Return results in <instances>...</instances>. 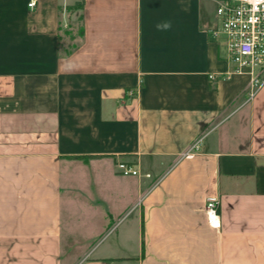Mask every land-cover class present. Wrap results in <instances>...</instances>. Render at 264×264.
<instances>
[{"label": "crops", "instance_id": "crops-1", "mask_svg": "<svg viewBox=\"0 0 264 264\" xmlns=\"http://www.w3.org/2000/svg\"><path fill=\"white\" fill-rule=\"evenodd\" d=\"M29 1L0 0V264H264V83L216 0Z\"/></svg>", "mask_w": 264, "mask_h": 264}, {"label": "built area", "instance_id": "built-area-1", "mask_svg": "<svg viewBox=\"0 0 264 264\" xmlns=\"http://www.w3.org/2000/svg\"><path fill=\"white\" fill-rule=\"evenodd\" d=\"M36 1L30 0L28 6L35 7ZM216 3L218 24L211 29V33L224 39L235 71L250 75V96L253 97L264 83V0H216ZM210 77L215 78L213 74ZM203 139L204 136H200L180 157L190 158L197 154ZM117 168L124 175L140 173L137 167L125 161L117 162ZM205 212L208 224L212 228L221 229L217 197L206 198Z\"/></svg>", "mask_w": 264, "mask_h": 264}, {"label": "rangeland", "instance_id": "rangeland-1", "mask_svg": "<svg viewBox=\"0 0 264 264\" xmlns=\"http://www.w3.org/2000/svg\"><path fill=\"white\" fill-rule=\"evenodd\" d=\"M68 28H69L70 31H71V30H74V32H76L77 34L79 33V30H80V27H77L76 29H75V28H74V29H71L70 24H69ZM71 263H72V262H69V264H71Z\"/></svg>", "mask_w": 264, "mask_h": 264}, {"label": "trees", "instance_id": "trees-1", "mask_svg": "<svg viewBox=\"0 0 264 264\" xmlns=\"http://www.w3.org/2000/svg\"><path fill=\"white\" fill-rule=\"evenodd\" d=\"M81 7H79V9H80Z\"/></svg>", "mask_w": 264, "mask_h": 264}]
</instances>
